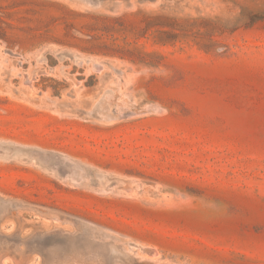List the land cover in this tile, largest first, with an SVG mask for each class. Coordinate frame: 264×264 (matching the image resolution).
<instances>
[{
  "label": "rangeland",
  "instance_id": "obj_1",
  "mask_svg": "<svg viewBox=\"0 0 264 264\" xmlns=\"http://www.w3.org/2000/svg\"><path fill=\"white\" fill-rule=\"evenodd\" d=\"M0 264H264V0H0Z\"/></svg>",
  "mask_w": 264,
  "mask_h": 264
}]
</instances>
